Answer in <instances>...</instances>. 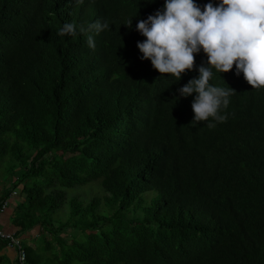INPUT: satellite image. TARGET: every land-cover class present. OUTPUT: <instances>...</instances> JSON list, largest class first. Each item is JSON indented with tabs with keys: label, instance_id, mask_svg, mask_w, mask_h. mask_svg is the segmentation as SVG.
Instances as JSON below:
<instances>
[{
	"label": "trees",
	"instance_id": "obj_1",
	"mask_svg": "<svg viewBox=\"0 0 264 264\" xmlns=\"http://www.w3.org/2000/svg\"><path fill=\"white\" fill-rule=\"evenodd\" d=\"M163 3L0 0V209L24 264H264V89L214 73L226 121L193 126L178 89L206 54L177 81L137 47ZM0 264H22L3 239Z\"/></svg>",
	"mask_w": 264,
	"mask_h": 264
},
{
	"label": "clouds",
	"instance_id": "obj_2",
	"mask_svg": "<svg viewBox=\"0 0 264 264\" xmlns=\"http://www.w3.org/2000/svg\"><path fill=\"white\" fill-rule=\"evenodd\" d=\"M132 18L124 25L131 27ZM108 28V23L97 22L88 31ZM136 30L145 37L137 41L140 59L150 60L160 76L180 81L186 70L196 67L195 54H206V62L196 67L198 75L178 89L179 97H193V126L208 122L211 128L213 121H226L222 110L235 90L211 83L214 73L228 72L235 65V75L242 73L253 89H264V0H218L215 4L210 0L202 7L196 0H164L154 14L138 21ZM76 31L75 25L65 23L57 35ZM88 45L95 47L91 35Z\"/></svg>",
	"mask_w": 264,
	"mask_h": 264
},
{
	"label": "built area",
	"instance_id": "obj_3",
	"mask_svg": "<svg viewBox=\"0 0 264 264\" xmlns=\"http://www.w3.org/2000/svg\"><path fill=\"white\" fill-rule=\"evenodd\" d=\"M8 204H9L8 202H4L2 204V207L0 209V213L4 212L7 209ZM0 239L7 240L9 242V244H14L19 248V260L22 264H24L25 259H26L25 251L22 250V245L20 244L19 240H17V238H15L14 233L7 232V231L0 228Z\"/></svg>",
	"mask_w": 264,
	"mask_h": 264
},
{
	"label": "rangeland",
	"instance_id": "obj_4",
	"mask_svg": "<svg viewBox=\"0 0 264 264\" xmlns=\"http://www.w3.org/2000/svg\"><path fill=\"white\" fill-rule=\"evenodd\" d=\"M14 180V179H13ZM4 186L3 185H0V190H2V188H3ZM85 190H87V191H91V194L93 195V194H95L97 191L95 190V189H90V188H85ZM90 193V192H89ZM13 196L15 197V194H13ZM15 212V206H9L6 210H5V213L9 216V220L12 222V226L13 227H15L14 225L16 224V222H18V221H16V220H13L12 221V217H11V214H13ZM3 220V219H2ZM15 223V224H14ZM14 224V225H13ZM1 228V227H0ZM15 228H17V227H15ZM15 228H13V230L15 229ZM38 229V228H37ZM37 229H33V230H31L29 233L32 235V236H36V237H38V230ZM17 231V230H16ZM12 232V231H11ZM29 234V235H30ZM24 235V234H23ZM25 235H27V234H25ZM46 235H48V234H46ZM28 236V235H27ZM47 237H49V235L47 236ZM42 238V237H41ZM41 238H39L38 240H37V242L38 243H40V239ZM29 243L30 244H32V240L30 239L29 240Z\"/></svg>",
	"mask_w": 264,
	"mask_h": 264
},
{
	"label": "crops",
	"instance_id": "obj_5",
	"mask_svg": "<svg viewBox=\"0 0 264 264\" xmlns=\"http://www.w3.org/2000/svg\"><path fill=\"white\" fill-rule=\"evenodd\" d=\"M0 227H1V229L5 230L7 232H11V231H16L17 230V228L12 226V223L9 220V216L7 214L0 215ZM13 228H15V229L13 230Z\"/></svg>",
	"mask_w": 264,
	"mask_h": 264
},
{
	"label": "bare ground",
	"instance_id": "obj_6",
	"mask_svg": "<svg viewBox=\"0 0 264 264\" xmlns=\"http://www.w3.org/2000/svg\"><path fill=\"white\" fill-rule=\"evenodd\" d=\"M77 262V261H76Z\"/></svg>",
	"mask_w": 264,
	"mask_h": 264
}]
</instances>
